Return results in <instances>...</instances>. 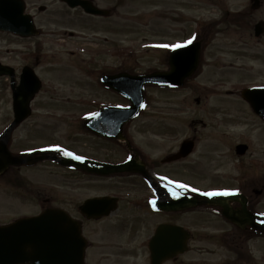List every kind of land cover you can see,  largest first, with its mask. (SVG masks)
<instances>
[{"label":"rangeland","instance_id":"1","mask_svg":"<svg viewBox=\"0 0 264 264\" xmlns=\"http://www.w3.org/2000/svg\"><path fill=\"white\" fill-rule=\"evenodd\" d=\"M128 1L123 10L125 15L121 17L98 20V23H91L90 28H81L75 23L69 26L72 31L88 36L89 45L83 46L75 38L61 40L59 35L64 26L55 24V19L48 13L37 20L43 22L41 36L30 38V41L0 33V61L18 73L23 66H31L42 82V88L31 104V116L12 133L9 149L13 154L48 147L87 157H102L92 154V138L81 126V118L95 107L125 101L98 86L96 77L102 71L104 73L101 69L133 74L166 69L165 51L186 42L191 28L197 24L204 26L206 18L216 15L214 3L211 5L207 0ZM240 1L229 0V7L235 8L236 2L239 4ZM237 65L245 69H232L235 76L221 83L210 80L207 67L200 65L191 81L178 91L145 87L142 116L128 126L127 134L134 138V143L152 159H157L170 147H177L188 138L192 118L205 124L202 127L203 124L195 121L199 144L187 160L193 164L185 161L173 165V168L181 169L195 167L193 173H182L191 178L177 176V179L191 183L193 192L233 186L232 177L237 165L236 156H232L230 150L238 140H246L252 150L264 145V127L251 112L234 103V99L212 96L208 103L200 106V109L208 104L227 106L228 112L197 110L193 115L188 109L189 105L191 109L195 107L197 91L205 86L223 94V91L264 84L263 64L243 60ZM231 100V103L224 102ZM11 121L9 80L0 78V128ZM112 159L116 160V157ZM11 175L16 177L17 184L10 183L5 177L0 179V224L36 215L47 207L76 214V207L82 200L109 192L101 184L92 183L90 176L68 172L47 161L31 168L19 167ZM256 202L257 210L264 211V195L256 197ZM178 218V224L194 237L188 242V252L175 264H234L236 261L248 264L249 256L253 263L264 264V239L254 241L256 238L247 232L239 242L240 251L228 237L230 232L237 231L212 210L200 209L180 214ZM113 221L114 218L92 225L94 229L84 227L85 236L92 242L86 264H148L143 253L133 250V245L140 244V229L133 238L137 239L136 244H133L126 240L128 227ZM153 227L154 222L146 226L148 230Z\"/></svg>","mask_w":264,"mask_h":264},{"label":"flooded vegetation","instance_id":"2","mask_svg":"<svg viewBox=\"0 0 264 264\" xmlns=\"http://www.w3.org/2000/svg\"><path fill=\"white\" fill-rule=\"evenodd\" d=\"M22 1L23 6L25 7L26 15H30L32 17L35 27L38 29V36H41V24H43L41 21L40 23L37 22L38 17L42 14L48 13L47 15L55 19V24L64 26L61 34L59 35L61 40L68 41L75 38L83 46L89 45L90 40H88V36L84 33L72 31L71 28H69V26H72V23L78 24L81 28H90L91 23H98V20H107L125 15L123 10L129 4L128 0H74L76 2L87 1L94 7L108 13L105 16H96L85 13L80 6L70 8L68 4L61 0ZM228 1L229 0H207V2L211 5L214 3L212 5L214 7L213 13L216 15L211 16V18H206L204 22L205 25H201V29L198 28L197 32L194 29H191L192 31L190 33V40L198 41L200 43L198 68L200 65L206 66L207 71L210 74V80L220 83L225 80H229V77L235 76V73L231 72L232 69L244 68L243 66L237 65V63L243 62V60L264 65V0H242L239 4L236 2V6H234L235 8L229 7L228 3L230 2ZM39 2H44L45 4H40ZM46 23H50V20H46ZM13 37L23 39L17 36ZM26 40L30 41L31 39L26 38ZM105 42L107 43L106 40ZM71 54L74 55L73 53ZM37 62L38 59L35 57V63ZM101 70H104V73H102V71L101 74L99 73L96 77L98 86L100 85L98 77L103 74L115 73L107 71V68ZM98 71L99 70L96 72L98 73ZM18 76L19 73L15 70V78L18 79ZM259 85L264 84H254L248 87ZM101 89L105 92L109 91L103 86H101ZM191 91L194 93L193 90ZM109 93L113 95V92L109 91ZM212 96H219L221 98H229L232 100L234 99V103L241 105V107H244L251 112L249 105L241 98V90L223 91V94H221V91L209 89L208 87L206 88V86L197 91V98L194 99V103L196 105L195 107L193 106L192 109L189 105V111H191L193 115L197 110L202 112H228L229 108H227V106L212 107L209 104L205 106V108H201V110L200 106L208 103L210 97ZM232 100L224 102L231 103L233 102ZM101 108L102 107L100 106L95 107L93 114L98 113ZM251 114L256 118L257 122L264 127V122H262L252 112ZM191 120L192 128L191 126L188 128L190 132L188 139L194 141L192 152L175 160H173V157L178 154L177 152L180 150V144L182 142L177 145V147H170L168 151L159 158L152 159L150 154L138 147L136 143H134V138H131L127 134V129L131 122L124 124L121 127V139H111L95 134H89L92 138V144L90 143L92 147V154L98 156L102 155L103 158H87H90L98 163L112 165L121 164L131 158V161L137 168L141 165L143 169L139 168V172H117L112 175H93L88 174L83 169L78 171L76 170V172L81 175L90 176L92 183H99L105 189L109 190L107 193L94 195L90 198L108 197L113 198L110 200H115V203H113V206L115 205V207L108 212L107 215L101 216L97 219H88L79 210L82 203L90 198L82 200L77 205L75 210L76 214L69 212V214L81 224L82 235L86 240L85 259L90 247L92 246V242H90L85 236L84 227L91 226L90 229H94L92 225L99 224L103 221H109L114 218L113 223L122 227H128L126 240L132 242L133 244H136L137 239L133 240V238L140 229V244L133 245V250L135 252L140 251L143 253L145 261L149 263L148 242L154 232L162 225L178 226V216L180 214L193 213V210L175 211L171 208V202L173 200L178 199L183 195H189L191 189H193L191 187V183H186L184 180L182 181L181 179H177V176L191 178L183 174L195 172V167L192 166L188 168L186 166L185 169L178 167L173 168V165L187 161L197 150L200 138L198 137V127H196L195 121H199V124H203L201 125L202 127H204L205 124L194 118ZM80 122L81 126L84 128L83 121L81 120ZM7 126L8 124L0 128V135L7 128ZM13 131L11 132L10 138ZM10 138L7 142L8 149ZM237 144H246L248 149L243 156H236L235 158L237 166L235 175L232 177L233 186L211 188L209 191H237L242 193L247 198V209L253 214L261 216V222L264 223V211L257 210L258 208L256 202V197L264 195V150H261V148H264V145L260 149L255 148L252 150L250 144L246 140L240 139L233 144V149L230 150L232 156L235 155L234 148ZM149 150H151V148ZM110 151L112 153L108 154ZM77 155L85 157L80 154ZM115 157L116 160H113L112 158ZM187 164H193V162L187 161ZM15 169L18 168L9 166L2 174H0V179L5 177L10 180V183L14 185L17 184L18 180H16L14 175H11ZM70 172L72 173V171ZM179 187H181L182 190H177ZM152 203L156 204L155 209L152 207ZM230 206L233 209H237L239 204L233 202ZM204 208L212 210L232 227V224L221 216L220 208L213 206H207ZM152 222H154V227L152 230H148L146 226H149ZM243 236L244 233L242 231H237V233L230 232V235L228 236L231 237L230 240L234 242L235 247L240 251L242 250L238 245L239 242L242 241ZM191 237L193 238L194 234H191ZM241 258H243V256ZM247 259H249L248 261L253 264V262L250 261V257ZM245 260H241V262ZM234 264L240 263L236 261Z\"/></svg>","mask_w":264,"mask_h":264},{"label":"water","instance_id":"3","mask_svg":"<svg viewBox=\"0 0 264 264\" xmlns=\"http://www.w3.org/2000/svg\"><path fill=\"white\" fill-rule=\"evenodd\" d=\"M70 6H75L72 0H63ZM85 12L104 15L86 2L79 3ZM23 5L19 0H0V31L10 32L27 37L36 35L30 17L22 15ZM199 58V43L190 44L175 49L169 58L167 72H154L142 76H132L120 73L102 77L103 84L127 98L130 105L126 108L108 107L98 116L85 121V126L91 132L110 138H121V127L134 118L144 103L143 87L146 84L159 86H182L186 78L196 70ZM0 75H9L13 82L12 69L0 65ZM12 95V109L14 120L0 140V173L10 165L20 166L31 164L30 158L20 159L12 157L6 150V142L10 130L24 121L30 114L29 104L40 88V81L30 68H25L20 76L19 85L14 87ZM242 98L248 102L252 111L264 121V87L244 89ZM192 149L191 142H184L173 160L186 156ZM245 146L237 147V154H244ZM57 162L64 167L83 169L88 173L113 174L116 172H139L132 161L109 168L91 169L96 163L85 161L84 165L76 164L70 159ZM92 164V165H91ZM143 169V168H142ZM239 202L240 209L232 210L229 203ZM172 210L180 211L200 205H215L222 208V215L237 224L240 228L248 225L264 231V225L258 226L254 218L246 211V199L237 194H214L208 196H187L174 200ZM112 202L107 199L90 200L80 207L82 214L88 218H99L112 210ZM253 219V220H252ZM151 240V264H162L176 254L186 251L188 234L180 227L162 225ZM85 242L80 236V227L64 212L56 209H46L38 216L21 218L13 223L0 226V264H83Z\"/></svg>","mask_w":264,"mask_h":264},{"label":"snow or ice","instance_id":"4","mask_svg":"<svg viewBox=\"0 0 264 264\" xmlns=\"http://www.w3.org/2000/svg\"><path fill=\"white\" fill-rule=\"evenodd\" d=\"M189 43H191V41H189Z\"/></svg>","mask_w":264,"mask_h":264}]
</instances>
